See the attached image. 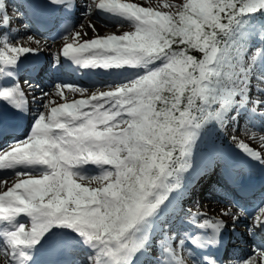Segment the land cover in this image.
Returning <instances> with one entry per match:
<instances>
[{
  "label": "snow or ice",
  "instance_id": "snow-or-ice-1",
  "mask_svg": "<svg viewBox=\"0 0 264 264\" xmlns=\"http://www.w3.org/2000/svg\"><path fill=\"white\" fill-rule=\"evenodd\" d=\"M49 2L69 8L75 4L74 0ZM86 6V15L102 9L130 18L135 30L82 43H77L81 33L73 32L72 42L62 49L64 57L82 67L147 66L154 61H160L161 66L128 84L90 96L87 89L56 85L60 96L64 95L63 87L86 96L71 103L52 106L51 101L45 103L49 93L41 94L43 110L28 136L0 148V168L43 165L47 169L37 176L18 173L13 185L0 191V220L24 214L31 221L4 234L11 249L4 252L6 264H27L31 256L25 249L38 245L53 226L75 231L95 250L88 256V264H133L136 254L149 242V218L169 193L180 187L182 174L192 167L195 130L213 120L223 130L228 122L226 114L234 105L250 102L255 108L262 103L259 96H250V85L264 92V83L251 79V63L245 64L243 49L232 48L217 37L227 35L238 16L264 8V0H199L196 4L184 0L179 8L167 3L164 8L169 11L158 5L155 10L148 6L144 13L122 0H94ZM135 8L144 7L136 4ZM161 12L164 19L159 18ZM11 21L7 0H0V25ZM260 39L264 40V32ZM138 44L145 48L138 51ZM37 51L4 43L0 64L14 65L22 54ZM103 52L115 55L105 57ZM113 92L118 95L112 97ZM96 97L107 103L97 106ZM0 99L20 109L25 95L17 84L0 88ZM84 101L87 108L81 106ZM236 147L253 159L264 158L243 142L237 141ZM87 163L107 165L110 170L88 180L74 178L73 166ZM237 209L235 214L224 213L233 223L244 215ZM191 218H199L198 227L211 229L207 235L192 238L194 246L217 243L226 224L223 220L192 212ZM261 226L264 207L253 218L249 235ZM174 239V233H165L157 241L162 249L155 257L157 264H216L209 256L197 258L183 247L184 239L173 243ZM236 264H264V252Z\"/></svg>",
  "mask_w": 264,
  "mask_h": 264
},
{
  "label": "bare ground",
  "instance_id": "bare-ground-1",
  "mask_svg": "<svg viewBox=\"0 0 264 264\" xmlns=\"http://www.w3.org/2000/svg\"><path fill=\"white\" fill-rule=\"evenodd\" d=\"M143 10V9H142ZM123 17L125 16H122V15H119L118 19L119 18H122V19H119L121 22H123ZM127 19V17H125ZM106 21L103 20L102 21V24H105ZM84 25H85V31H86V36H85V39L86 40H91V37H92V33L93 31H95V33L98 35V36H101V37H106L107 35L109 34H114V35H122L123 33L121 32V28H131V23L130 22H126V23H120V24H117V25H111L107 31H103V30H106L107 27L101 25V23H96L94 21H92V26L89 27V24L87 22H84ZM96 39V38H95ZM26 40V39H25ZM25 43L24 42H21V46H24ZM55 45V43H52L50 44V47L46 49L47 52H51L53 46ZM109 86V87H108ZM117 85H113L112 83H108L105 84V87L106 88H115ZM98 89L97 87L94 86V89L92 90V92H97ZM88 94L90 96V90H88ZM113 94V93H111ZM115 97L118 95V93H115ZM69 95V94H68ZM70 96L72 97H75V96H79V97H84L86 98V96L84 95H81L80 93H73L71 92L70 93ZM69 96V97H70ZM95 100H104L103 97H96ZM86 102V101H84ZM203 201V200H202ZM203 202H206V201H203ZM208 203V202H206ZM209 204V203H208ZM213 207V206H212ZM89 246V245H88Z\"/></svg>",
  "mask_w": 264,
  "mask_h": 264
},
{
  "label": "rangeland",
  "instance_id": "rangeland-1",
  "mask_svg": "<svg viewBox=\"0 0 264 264\" xmlns=\"http://www.w3.org/2000/svg\"><path fill=\"white\" fill-rule=\"evenodd\" d=\"M179 3H178V5L176 6V8H179L181 5H182V3L184 2V0H179L178 1ZM151 4H155V6H153V7H156L157 8V6L159 5L158 4V2H156L155 0H152V2H150L148 5H151ZM166 4V1H164V5ZM164 5L162 6V7H164ZM166 10L165 11H169V9H167V8H165ZM174 10V9H173ZM161 15V17H160V19H164L165 17H164V15H163V13L162 14H160ZM191 23L193 24V25H195L196 24V21H191ZM227 45H229L230 46V44H227ZM221 47H223V44L221 45ZM242 130H240V127L237 129V131H236V133H243V132H241ZM247 131H248V128L245 130V132L244 133H247ZM238 136H240L239 134H237ZM244 141L246 142V144H249V143H251V144H253V138L250 136V134H249V136L248 135H246V134H244ZM240 141H243V140H240ZM201 194V192L199 193V195Z\"/></svg>",
  "mask_w": 264,
  "mask_h": 264
}]
</instances>
